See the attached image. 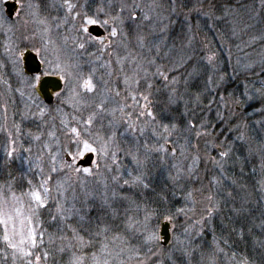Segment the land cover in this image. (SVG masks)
Returning <instances> with one entry per match:
<instances>
[{"label": "snow or ice", "instance_id": "snow-or-ice-1", "mask_svg": "<svg viewBox=\"0 0 264 264\" xmlns=\"http://www.w3.org/2000/svg\"><path fill=\"white\" fill-rule=\"evenodd\" d=\"M197 2L200 6L194 5L189 10V14L185 15V21H189L190 14L193 12L197 16H204L209 19L212 17L211 8L209 11L203 10L204 0H197ZM87 3L88 0H85V4ZM175 3L176 0H172V4L175 5ZM50 6L55 7V4ZM60 7L65 10V23L68 22V16L72 17L73 28L76 33V39L73 43L79 50H86V46L92 44L97 46L100 55L107 53L111 57L116 49H125L127 54L123 57L117 55L115 61L120 72L123 73L122 79L125 88L122 100L116 101V98L121 97V92L115 91L114 95H110L113 90L109 88L108 81L96 75V69L93 68L85 72L79 62L68 63L59 56L55 60H49L47 57L42 60L46 66L42 75L54 74L59 81L64 82L62 85L63 93L54 90L53 95L57 97L59 103H71L76 115H73L70 120H61L63 128L66 129L64 136L67 144H58L55 154L49 150L52 163L50 172H64L67 178L56 181L54 186L51 174L44 176L38 185H33L31 179L27 180L30 190L25 195L29 197V209L32 215L38 216L39 210L48 208L50 201L55 204V213L52 214L51 220L53 222L59 220L68 229V232H64L61 228L62 234L59 239L62 246L57 250L60 253L71 252L68 264H84L86 257L77 253H82L86 248H96L97 244L99 245L98 249L93 251L90 256L91 264H129L133 260L136 261V264H163V261L154 259L159 258L162 254L169 264H192L193 254L197 251L200 252L202 261L206 260L207 264H217L218 256L221 254L226 256L227 253L220 247V242L215 236L212 242V250L207 254L202 250V246H194L196 237L203 234L204 225L209 223L215 213L219 211V205L213 202L214 195L212 193L206 196L209 203L205 206L201 217L184 228L183 239L173 231L171 246L167 250L162 247L166 237L157 231L152 221L155 218L159 223V220L163 219L166 224L172 225L174 229L177 217L187 216L188 210L183 207L176 208L175 211L168 207L161 210L160 208H150L147 205L142 207L136 201H129L126 212L131 214L127 215L120 223H115L119 212L114 207V202L116 200H129L127 196L120 195V191L125 188L150 189L149 161L154 156L161 158L162 162L169 154L175 156L177 149L174 137L178 134L184 135L186 146L196 151L192 159L197 164L201 160L198 142L203 138L208 159L222 169L223 164L232 154L236 142L246 141L250 124L264 128V80H261V87L259 88H250L244 84L238 96L235 93L228 97L221 96V107L227 110V115L217 110L216 119L218 123H212L209 119L198 117L195 108L203 105L204 108L211 110V101L204 103V97L215 92L220 84L209 75L205 88L198 90L186 99L179 87L181 77L172 75L185 68L188 61L192 59L191 56H180L169 66L157 63V59L160 57L158 45L154 46L155 57L139 51L133 53L129 49L130 37L135 39L140 49L145 48L146 38L138 29L143 22H149L153 19V16L143 11L136 0H131V2L129 0H107L106 5L101 4L94 11H90L84 5L73 3V0H63ZM150 7L152 11H155L161 5L154 2ZM175 11L176 8L173 7L172 12ZM40 23H44V21L42 20ZM93 28H103L107 32V36L101 37L100 33L94 34L91 31ZM165 28L166 26L161 28V31H164ZM147 51L152 52L153 48H148ZM36 54L41 55V52L38 51ZM21 59H23V52H20L14 63L18 64ZM205 59L208 65H213L216 57L213 54L208 55ZM125 62L131 68L130 72H125ZM111 64L112 61L109 60L101 67L108 68ZM256 68V65H248L247 70L258 77L264 76V61L261 62L258 71ZM198 73V68L193 66L187 75L193 77ZM112 74V72H108L109 76ZM18 75L21 77V82L31 89L29 95L36 108V112L31 113V115L43 119L48 113L41 106L42 101H39V97L33 95L38 90L42 76H25L22 70L18 72ZM157 80L164 82V89L166 90L165 99L162 101L153 99V91H161L156 87ZM219 80L222 82L224 77H220ZM184 84H188L187 78L184 79ZM18 91L20 90L18 89ZM20 94L23 96L24 92L20 91ZM110 102H116L117 107L110 109ZM181 103L184 105V111L180 112L178 117L176 109ZM190 104L194 107H190ZM158 105L160 106L159 111H156ZM242 106L250 109V111L241 112ZM56 111L60 112L61 110L57 108ZM117 113H120L119 118H117ZM254 117L260 118L254 119ZM24 118H29L28 114H25ZM220 125H224V127L217 132L216 129ZM17 133H19L18 126ZM129 133L135 134L134 142L128 148H122L119 137ZM146 133L151 135L155 141L154 144H150L146 139H141ZM49 135L55 136V133H49ZM191 136L195 137L197 143L192 142ZM230 136L234 138L230 139ZM35 139L39 140L40 137L37 136ZM9 141L6 155L8 158H13L16 149L13 146L15 140L11 138V135ZM169 145L172 147L170 148ZM209 149L216 154L211 155V152L207 151ZM25 151H30V149H25ZM121 152L130 158V163L134 166L133 170L126 172L124 176L119 174L118 167H113L118 164V156ZM92 156H95L96 159H91ZM86 157L89 158V166L80 167L76 165V161H83ZM57 159L64 162L63 168L56 166ZM101 167L105 172L117 173L110 177L112 185H114L111 195L107 192V183L104 184L105 192L102 194L101 201L102 207L109 210L112 222L98 218L99 222L95 224L94 229L83 228L87 234L86 239L85 235H81L80 230L67 222L75 217L83 227L90 211L89 201L95 197L92 193L84 191L83 206L77 207L75 203L68 205L66 194L71 190L73 201L79 199L75 195L74 185L78 184L82 190L86 189L88 178L96 177L100 173ZM36 168L39 169L40 173H43L44 170L39 164L36 165ZM195 170L194 167L188 169L190 177ZM170 179L176 183L180 179V174L178 173L177 176L170 177ZM211 183L218 184L219 181L214 178ZM8 187L11 188V183ZM54 191L55 195L53 194ZM192 195L193 193L189 191L186 194V199L191 198ZM13 200H19L14 193ZM160 200L165 205L167 204L165 196H161ZM6 203L7 201H3V204ZM3 204H0V216H6L7 220L0 219V224L7 225L11 216L8 215ZM15 211L19 216V209ZM141 211L143 212L142 219L139 217ZM25 219L29 225L33 223L31 216ZM87 222L91 223L90 218L87 219ZM68 233L71 235L69 236ZM15 235H20L18 242L8 235L7 227L5 228L3 240L7 247L13 250L14 259L19 253L25 264H41L42 259L48 260L50 255L48 251H42V253L35 251L41 249L44 244V231L29 227L26 235L14 231L13 236ZM49 241L54 244L55 238L50 235ZM24 245H28L29 250H25ZM232 258L235 259V253L232 254ZM237 264H248V261L241 259Z\"/></svg>", "mask_w": 264, "mask_h": 264}, {"label": "rangeland", "instance_id": "rangeland-1", "mask_svg": "<svg viewBox=\"0 0 264 264\" xmlns=\"http://www.w3.org/2000/svg\"><path fill=\"white\" fill-rule=\"evenodd\" d=\"M4 1L0 0V204H3V201H7L6 204H3V207L8 212V215L11 216V220H8L7 225L0 224V264H25L19 253L16 254L15 259L13 258V250L8 248L3 240L6 227L8 235L14 238L16 242L19 241L20 235L13 236L14 231L17 233L22 232L24 235L27 234L29 227L44 231V244L41 249L35 251L40 253L48 251L50 255L47 261L42 259L41 264H68L71 252L60 253L57 250L62 246V242L59 239L62 234L61 228H63L64 232H68V229L59 220L55 222L51 220L52 214L55 213V204L50 201L48 208L40 209L38 216H34L29 209V197L25 193L30 190V186L27 183L28 179L32 180L33 185H38L44 176L51 174L54 186L56 181L67 178L64 172H50L52 163L49 150H51L52 154H55L58 144H67L64 136L66 129L63 128L61 120H70L76 113L71 103H59L56 97L57 102L50 108H47L42 103L41 106L48 113L43 119L31 115V113L36 112L29 95L31 89L21 82V77L18 75L21 69L20 61L18 64L14 63V61L20 52L29 49L35 53L41 52V55H38L41 60H44L45 57L49 60H55L59 56L68 63L79 62L85 72L94 68L98 77L108 81L109 88L113 90L110 95H114L115 91H120L121 97L116 98V101H120L124 95L125 85L122 79L123 73L120 72L119 66L115 61L117 55L123 57L127 53L125 49L118 48L111 57L107 53L100 55L97 51V46L92 44L87 45L86 50H79L73 43L76 39V33L73 28L72 17L68 16V22L65 23V10L60 7L63 0H49L48 4L37 2L38 0H22L18 13H16L13 20L7 18L3 6ZM136 2L141 5L145 13L153 16V19L149 22H143L138 29L146 38L144 49H140L135 39L130 37L131 44L129 49L133 53L139 51L145 55L155 57L154 46L158 45L160 57L157 59V63L169 66L180 56H191L192 59L188 61L185 68L180 69L178 73L172 74L181 77L179 87L184 94L192 95L191 90L199 88L202 80L204 79L206 82L209 75L220 84V87L215 92H212L207 100L211 101V110L207 108L206 111H203L201 109L197 110V107L195 108L198 117H204L212 123H218L216 119L217 110L227 115V110L221 107V96L228 97L232 93L238 96L244 84H247L250 88L261 87V80H264V76L258 77L248 71L247 68L248 65H256V70L258 71L261 62L264 61V0H204L203 10L209 11L211 8L212 17L209 19L204 16H197L193 12L190 14L189 21H185V15L189 14V10L194 5L200 6L197 0H176L175 5L172 4V0H136ZM154 2L159 3L161 7L152 11L150 6ZM53 3L55 7L50 6ZM73 3L84 5L90 11H94L101 4L106 5L107 0H88L87 4H85V0H73ZM46 6H48V9ZM173 7L176 8L175 12H172ZM165 17L167 18L165 19ZM42 20L44 23H40ZM144 23L146 26L143 25ZM165 26V30L161 31V28ZM104 34L102 37L107 36L106 31ZM148 48H153V51L148 52ZM213 54L216 57L214 64L208 65L205 58ZM109 60L112 61L110 67H101L102 64H106ZM43 65L45 71L46 66L45 64ZM193 66L198 68L199 73L193 77H188L187 74L192 70ZM13 68H17L19 77L15 75ZM124 70L125 72L131 71L127 62L124 64ZM108 72L113 74L109 76ZM220 77H224L222 82L219 80ZM185 78L188 79L187 85L184 84ZM17 79L18 81H16ZM11 80L12 85L9 84ZM156 87L161 91L156 92L154 90L153 99L161 97L164 100L166 93L164 82L157 80ZM18 89L24 92L23 96H21ZM61 92L63 93V89ZM33 95L36 96L35 93ZM39 101L41 100L39 99ZM115 107H117L116 102L109 103L110 109ZM29 108L31 109L30 112ZM57 108L61 111L57 112ZM183 108L184 105L181 103L176 109L177 116L179 115L178 113L184 111ZM156 111L159 110L156 108ZM240 111L246 112L250 111V109L242 106ZM25 114H28L29 118L25 119ZM117 118H119L118 115ZM259 118L254 117V119ZM105 123H107V120H105ZM17 126L19 127V133H17ZM222 127L224 125H221L220 129ZM219 131L218 129L217 132ZM49 133H55V136H50ZM10 135L15 140V145L13 146L16 152L13 158H8L6 155V148H8L10 143ZM134 135L129 133L126 136L119 137L121 147L125 149L130 147L134 142ZM37 136L40 137L39 140L35 139ZM232 138L234 137L230 136V139ZM141 139L148 140L150 144L155 143L149 133H146ZM174 140L176 141L175 146L177 149L175 156L169 154L163 159V162L161 158L154 156L148 164L150 185L157 187L159 183H163L162 190L166 193L169 192L168 188L170 187L171 200L167 199V203L172 202L173 204L177 200L179 207L187 208L188 212L193 211L197 214H203L205 206L208 204L204 201L208 194L207 185H212L216 194V197H214L216 200L214 199L213 202L219 205L220 196L223 193L222 187L224 185L229 186L231 182L236 183V179L231 176L237 172L236 169L239 167L241 170L246 168L252 178L256 179L258 176L259 181L262 180V187L260 186L259 191L261 190L264 198V128L250 124L246 141L236 142L232 154L223 164L222 169L208 159L205 141L199 144L198 150L201 160L197 164L192 159L196 151L186 146L184 135L178 134L174 137ZM191 140L195 143L194 136H191ZM169 147L171 148L172 145H169ZM25 149H30V151H25ZM207 151L211 152V155L216 154L210 149ZM95 159L96 157L94 156L93 160ZM77 162H75L76 165ZM2 163L5 168L2 167ZM37 164L43 168V173H40L39 169L36 168ZM56 166L63 168L64 162L57 159ZM159 166H162L165 171L155 170ZM113 167H118L119 174L124 176L126 172L132 171L134 166L130 163V158L121 152L118 156V164ZM190 167L196 169L191 177L188 174ZM178 173L180 174V179L173 183L170 177H175ZM114 174L117 173L105 172L103 167H101L100 173L96 177L88 178L86 189L82 190L78 184L74 185L75 195L79 199L73 201V192L71 190L66 194L68 205L75 203L77 207L83 206L84 191L92 193L95 197V199L89 201L90 211L86 221L83 223V227L77 222L75 217L67 222L80 230L81 235L86 234L83 228L94 229V224L97 223L95 218L100 217L105 220L104 215L106 213L110 216L109 210L102 207L101 201L102 194L105 192V183L108 185L107 192L111 195L114 185H112L110 177ZM214 178L219 181L218 184L211 183ZM9 183H11V188L8 187ZM186 183L187 186L185 187ZM195 183L199 184L197 191L193 188ZM153 190L151 187L149 190L137 188L121 190L120 195L127 196L129 200H116L114 202V207L119 212L115 223L121 222L127 215L131 214L126 212L129 207V201H136L142 207L148 205L145 195L149 191L154 192ZM189 191L193 195L191 198L186 199V194ZM13 193L19 200H13ZM53 194L55 195V191ZM16 209H19V216L15 211ZM217 215L218 212L215 213L212 219ZM29 216L33 220L31 225L25 219ZM139 217L143 218L142 211L139 213ZM89 218L91 223L87 222ZM0 219L7 220V217L0 216ZM212 219L209 223H206L210 228H212ZM180 220H183L182 216ZM107 221L112 222L111 218L107 219ZM164 222L163 219H160L159 223H157L155 218L152 221L158 232H160V227ZM168 231L170 236L168 244L165 247L162 246L165 250L171 246V237L174 231L172 225L168 224ZM183 232L184 229L180 230V232L175 230V234L180 235L182 239ZM50 235L55 238L54 244L49 241ZM68 235L70 236L71 233H68ZM199 239L200 236H197L194 246L197 245V241H202V238ZM23 247L25 250H29L28 245ZM98 247L99 245L97 244L96 248H86L82 253L77 254L86 257L84 264H91V253L96 251ZM195 256L196 254L194 253L192 260ZM154 259H159L163 261V264H167L164 254ZM129 264H136V261H130Z\"/></svg>", "mask_w": 264, "mask_h": 264}, {"label": "trees", "instance_id": "trees-1", "mask_svg": "<svg viewBox=\"0 0 264 264\" xmlns=\"http://www.w3.org/2000/svg\"><path fill=\"white\" fill-rule=\"evenodd\" d=\"M48 1L49 0H38L37 2H45L46 4H48ZM143 25L146 26L145 23ZM205 85L206 82L203 79L202 84L199 87L200 89L194 88L193 90H191L192 95H194L198 90H203L205 88ZM192 95L185 94V98L188 99ZM209 96H211V93L204 97V103L209 102L207 101L209 99ZM154 100L162 101L163 98H155ZM180 105H178L177 108ZM189 106L193 107V105L191 104ZM159 107L160 106L158 105V110ZM196 109L206 111L207 108H204L202 105L201 107H197ZM116 115H118L119 117L120 113H117ZM220 127H218L216 131H218V129L220 130ZM202 141H204L203 138H201L198 143L200 144ZM194 142L197 143L196 139ZM3 165L4 164L2 163V167L5 168V166ZM155 170L165 171L162 166H159V168L156 167ZM236 170L237 172L233 173L231 176L232 178L236 179V183L231 182L229 183V186L224 185L222 187L223 193L220 196L218 215L212 219V228H210L207 224L204 225L205 230L203 231L202 236H200V239L202 238V241H197V245L202 246V250L205 252V254H207L212 250V242L215 236V238L220 242V247H222L225 253H227L226 256L223 254L218 256L217 264H236V261H239L241 259H247L248 263L250 264H264V198L261 190L259 191L262 180L259 181L257 175V180L255 178H252L251 175H249L250 172L246 171V168L244 170H241L239 167ZM163 185V183H159L157 187L151 186V188L154 189V192L149 191L146 193L145 196L147 197V206H150L151 208H160L161 210L164 207H168L175 211L176 208H180L177 204V200H175L176 202H174L173 204L172 202H169L166 205L160 200L161 196H165L166 199L171 200L170 187L168 188L169 192L166 193L162 190ZM186 186L187 183L185 187ZM198 187V183H195L193 185V188L196 191ZM207 187L208 194L212 193L214 197H216L212 185H207ZM204 201L206 203H209L206 198ZM192 212L187 211V216H182L183 220H180L181 216L177 217L175 221L174 231L177 230V232H180V230L188 227L191 223L198 220L202 215L200 213L199 215L196 212ZM104 216L105 220L111 218L109 215H107V213ZM189 217H191V219H189ZM95 222H99L98 218H95ZM84 235L87 239V234ZM224 241H227V243H224ZM233 253H235V259L232 258ZM195 254L196 256L192 260L193 264H207L206 260H201L199 251H197ZM166 263L169 264L167 260Z\"/></svg>", "mask_w": 264, "mask_h": 264}, {"label": "water", "instance_id": "water-1", "mask_svg": "<svg viewBox=\"0 0 264 264\" xmlns=\"http://www.w3.org/2000/svg\"><path fill=\"white\" fill-rule=\"evenodd\" d=\"M13 6L14 5L8 1L4 2V7L6 9V15L9 18H11L13 15V13L11 12V9ZM91 31L94 34L100 33L101 36L104 34V31L102 30V28H93V29H91ZM23 59L25 62L24 63V69L27 73L35 74V73L39 72L40 63H39L35 53H33L30 50H25L23 53ZM57 85H60L62 87L61 81H59L57 79V77H54V76H45L39 82L38 91L40 92L41 96L43 97L44 101L47 104L50 103L52 100L51 92L49 90L54 92V90H60L61 89V87L56 88L55 86H57ZM91 159H93V156L91 157ZM77 166H83V167L89 166V158L86 157L83 161H78ZM159 233L163 237H166V240L162 246H164V247L167 246L170 236H169V231H168V224H166V222H164L161 225Z\"/></svg>", "mask_w": 264, "mask_h": 264}, {"label": "flooded vegetation", "instance_id": "flooded-vegetation-1", "mask_svg": "<svg viewBox=\"0 0 264 264\" xmlns=\"http://www.w3.org/2000/svg\"><path fill=\"white\" fill-rule=\"evenodd\" d=\"M10 2V3H12L14 6L12 7V9H11V12L13 13V15H12V17L11 18H8V19H14V17H15V15H16V13H18V10H19V6H20V3H21V1L22 0H5L4 2ZM47 1V0H46ZM46 8L48 9V6H46ZM45 9V8H44ZM5 12H6V9H5ZM42 12H44V11H42ZM103 29V28H102ZM104 30V29H103ZM104 33H105V30H104ZM105 35V34H104ZM21 47H22V44H21ZM25 50H29V49H25ZM30 51H32L33 53H35L33 50H30ZM35 55L37 56V59H38V61H39V63H40V69H39V72L38 73H35V74H29V73H27L26 71H25V69H24V59H21L20 60V63H21V69H20V71L22 70L23 71V74L25 75V76H31V75H41L42 76V78L43 77H45V75H42L43 74V72H44V65H43V63H42V60L39 58V56L35 53ZM13 70H14V72H15V75L16 76H18L17 75V68L16 69H14L13 68ZM47 76H54V77H56V75H47ZM19 77V76H18ZM115 77V76H114ZM116 78V77H115ZM16 81H18V79L16 80ZM63 81H61V84L63 85ZM10 85H12V80L10 81V83H9ZM116 84V83H115ZM17 85V84H16ZM38 87H39V85H38ZM19 88H20V85H19ZM62 89H63V87H61V89L59 90V91H62ZM50 92H51V96H52V100H51V102L50 103H46L45 101H44V99H43V97L41 96V94H40V92L37 90L36 92H35V95L37 96V97H39V99L42 101V103H43V105H45L47 108H50V107H52L56 102H57V100H56V96L55 95H53V92L51 91V90H49ZM17 93V92H16ZM15 93V94H16ZM17 95V94H16ZM62 108H63V106H62Z\"/></svg>", "mask_w": 264, "mask_h": 264}]
</instances>
